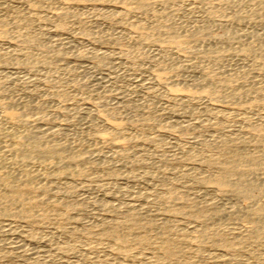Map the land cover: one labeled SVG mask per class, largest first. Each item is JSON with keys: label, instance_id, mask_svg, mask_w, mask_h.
<instances>
[{"label": "rangeland", "instance_id": "obj_1", "mask_svg": "<svg viewBox=\"0 0 264 264\" xmlns=\"http://www.w3.org/2000/svg\"><path fill=\"white\" fill-rule=\"evenodd\" d=\"M0 264H264V0H0Z\"/></svg>", "mask_w": 264, "mask_h": 264}]
</instances>
